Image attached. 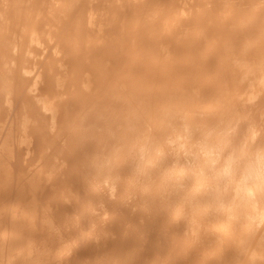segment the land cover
Returning a JSON list of instances; mask_svg holds the SVG:
<instances>
[{"label": "bare ground", "instance_id": "1", "mask_svg": "<svg viewBox=\"0 0 264 264\" xmlns=\"http://www.w3.org/2000/svg\"><path fill=\"white\" fill-rule=\"evenodd\" d=\"M0 264H264V0H0Z\"/></svg>", "mask_w": 264, "mask_h": 264}]
</instances>
